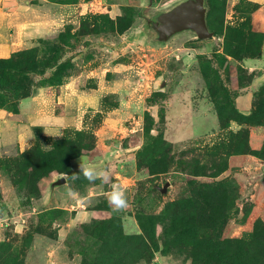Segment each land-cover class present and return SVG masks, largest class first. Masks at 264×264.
Segmentation results:
<instances>
[{"label":"rangeland","instance_id":"1","mask_svg":"<svg viewBox=\"0 0 264 264\" xmlns=\"http://www.w3.org/2000/svg\"><path fill=\"white\" fill-rule=\"evenodd\" d=\"M180 1L0 0V264H264V2Z\"/></svg>","mask_w":264,"mask_h":264},{"label":"water","instance_id":"2","mask_svg":"<svg viewBox=\"0 0 264 264\" xmlns=\"http://www.w3.org/2000/svg\"><path fill=\"white\" fill-rule=\"evenodd\" d=\"M144 19L159 42L167 41L173 35L185 30L193 31L198 39L213 36L207 25L204 0H183L168 11ZM165 187L162 188L163 192L166 190Z\"/></svg>","mask_w":264,"mask_h":264},{"label":"clouds","instance_id":"3","mask_svg":"<svg viewBox=\"0 0 264 264\" xmlns=\"http://www.w3.org/2000/svg\"><path fill=\"white\" fill-rule=\"evenodd\" d=\"M78 173L82 174L88 181L100 179L102 182H107L109 179V173L106 168L96 163H90L84 157H80ZM79 174H73L70 179L73 181L79 179ZM68 194L69 196L75 195L71 189H69ZM108 199L115 210L123 209L127 203L125 188L118 183H112L110 191L108 192Z\"/></svg>","mask_w":264,"mask_h":264},{"label":"trees","instance_id":"4","mask_svg":"<svg viewBox=\"0 0 264 264\" xmlns=\"http://www.w3.org/2000/svg\"><path fill=\"white\" fill-rule=\"evenodd\" d=\"M206 21H207V25H208V28H209V24H208V19H207V14H206ZM220 248V251H222V247L221 246H218Z\"/></svg>","mask_w":264,"mask_h":264},{"label":"crops","instance_id":"5","mask_svg":"<svg viewBox=\"0 0 264 264\" xmlns=\"http://www.w3.org/2000/svg\"><path fill=\"white\" fill-rule=\"evenodd\" d=\"M261 2H264V0H260Z\"/></svg>","mask_w":264,"mask_h":264}]
</instances>
